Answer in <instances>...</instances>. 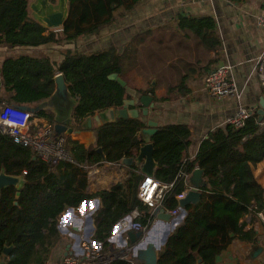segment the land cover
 Returning a JSON list of instances; mask_svg holds the SVG:
<instances>
[{
  "label": "trees",
  "instance_id": "trees-1",
  "mask_svg": "<svg viewBox=\"0 0 264 264\" xmlns=\"http://www.w3.org/2000/svg\"><path fill=\"white\" fill-rule=\"evenodd\" d=\"M140 1L69 0L70 14L65 26L50 30L31 16L29 0H0V45L14 48L71 42L110 23L116 10H131ZM180 26L209 50L221 45L213 33L212 18L181 17ZM147 38L145 34L133 40L122 53L109 49L88 55L66 49L61 62L35 53L6 58L0 63V102L34 106L52 94L54 77L62 72L77 98L74 123L82 124L98 111L122 106L124 99L130 97L128 76L138 68L140 42L149 52ZM114 72L128 82L127 86L110 78ZM36 116L54 122L51 111L40 110ZM259 116L256 110L241 127L231 123L217 127L204 139L195 159L186 163L188 173L197 167L204 169L209 186L200 201L185 207L184 222L167 239L159 264H182L184 242L202 230L207 232L210 243L222 247L232 242L234 233L251 239L240 220L252 208L258 212L264 208V187L253 173V166L264 159V117L260 120ZM143 126L139 117H122L100 126L97 145L102 147L105 158L97 148L89 149L68 136L66 148L72 160H59L54 171L51 162L31 147L15 143L11 136L0 132V173L5 169L8 174L24 176L18 198L15 185L0 191V259L4 264H45L61 239L60 214L90 197L102 201L96 219L98 240H108L114 226L134 208L144 212L141 221L150 225V209L138 197L142 174L130 170L126 178L109 189L93 194L82 190L88 184V170L83 166L102 160L120 162L126 156H134L142 143L139 132ZM190 135L186 124H168L154 134V157L159 164L155 176L164 181L176 178L191 145ZM187 188L185 178L178 179L164 201L165 207L178 208L177 195ZM6 247H11L7 255ZM111 264L134 263L116 258Z\"/></svg>",
  "mask_w": 264,
  "mask_h": 264
},
{
  "label": "crops",
  "instance_id": "crops-1",
  "mask_svg": "<svg viewBox=\"0 0 264 264\" xmlns=\"http://www.w3.org/2000/svg\"><path fill=\"white\" fill-rule=\"evenodd\" d=\"M181 17L212 18L215 22L213 33L220 39L221 45L217 49H207L195 35L181 28ZM262 17L264 0H204L187 3L181 0H141L131 10L123 7L116 10L110 23L64 45L48 43L14 48L0 45V63L6 58L25 53L44 54L53 61L61 62L64 58L62 51L66 49L88 55L109 49L122 53L130 42L146 34L149 37L146 44L150 50L145 52L143 42H140L138 68L128 76L129 98L136 99L142 111L145 107L139 98L142 95L152 97L148 114L141 113L139 117L143 125L148 123L159 129L168 124H186L189 127L191 145L186 157H190L191 161L197 156L209 133L226 125L240 106L257 112L262 107L264 89L254 70L256 58L264 50V26L259 22ZM223 64L232 66L230 76L242 91L239 99L236 96L217 98L205 88V76ZM46 120L49 121L45 117L35 118V122L40 124ZM71 126L74 131L69 137L89 149L98 148L96 132L100 126L95 123L88 129L83 123H74V119ZM50 162L54 171L59 160ZM116 163L105 160L95 163L96 168L92 167L95 176H90L91 168L83 166L88 170V184L82 190L93 194L101 189H109L126 178L129 167L135 165L123 162L125 166H122ZM191 173L185 179L187 191L191 189ZM253 173L264 187V159L253 166ZM20 178L21 188L24 176ZM101 208L102 201L98 197L87 198L79 205L66 208L58 220L61 239L46 262L63 264L67 255L93 261L94 258L86 257L87 246L104 257L114 258L121 252L120 258L132 262L134 245L146 240L148 234L150 238L159 236L161 253L169 236L185 218V209L169 220L159 219L155 215L148 232L145 235L142 233L136 242L118 224L108 240L104 241L95 238L96 219ZM261 211L264 213V208ZM142 214L141 219L144 217L143 211ZM240 222L251 239H244L234 233L232 242L222 247L210 243L207 232L202 230L197 237H189L184 242L182 264H264V218L252 208ZM196 254L203 259L201 263L194 256Z\"/></svg>",
  "mask_w": 264,
  "mask_h": 264
},
{
  "label": "water",
  "instance_id": "water-1",
  "mask_svg": "<svg viewBox=\"0 0 264 264\" xmlns=\"http://www.w3.org/2000/svg\"><path fill=\"white\" fill-rule=\"evenodd\" d=\"M29 9L31 16L42 26L50 30H62L70 14L69 0H29ZM110 78L127 86V81L117 72L112 73ZM54 80V91L49 97L41 101L39 105H20V107L24 110L33 111L34 113H38L44 109L51 110L54 113V130L56 135L65 134L66 136H70L74 131L71 123L77 98L73 95L70 89V83L66 80L62 72H58ZM151 100L152 97L148 95H142L139 98L140 103L145 107L141 111L136 99L125 98L122 106L98 111L94 115L87 117L83 122V126L91 129L95 123L98 126H102L105 123L115 122L118 118L122 117L137 118L140 117L141 113L147 115ZM261 106V109L258 110L260 120L264 116V100L261 102ZM158 130L159 128L149 126L146 123L139 132V138L142 143L138 147L137 153L134 156L124 157L122 162L127 165L135 164L139 166L142 174L154 175L159 164L154 157V143L152 139ZM97 150L105 158L102 147H98ZM20 181V176L8 174L5 169H2L0 173V191L5 186L15 185L18 188L16 193V197L18 198L21 194ZM189 184L191 189L184 198L179 200L180 207L183 210L189 203H197L200 201L202 196L201 190L209 186V182L205 179L204 169L200 167L195 168L189 177ZM154 213L162 220H169L172 217L171 213L161 207L156 208ZM141 235L142 232L129 231V236L133 242H136ZM158 237L150 238L148 234L146 240L137 242L134 245L131 257L134 264H159L161 243ZM10 250L11 247H6L4 250L5 254H8ZM196 257L198 263H201L203 259L197 254ZM0 264H4L3 259H0Z\"/></svg>",
  "mask_w": 264,
  "mask_h": 264
},
{
  "label": "built area",
  "instance_id": "built-area-1",
  "mask_svg": "<svg viewBox=\"0 0 264 264\" xmlns=\"http://www.w3.org/2000/svg\"><path fill=\"white\" fill-rule=\"evenodd\" d=\"M184 3L197 2L204 0H181ZM260 24L264 26V17L260 18ZM232 66L220 65L208 72L205 76V88L214 97L223 98L227 96H236L241 98L242 91L239 88L237 82L230 76ZM255 74L264 89V50L259 53L254 65ZM250 109L240 106L237 112L231 116L227 123L234 124L237 127H241L245 124L246 119L252 114ZM35 113L30 110H24L20 106L11 104L7 101L0 102V132L5 135L11 136L15 143L21 144L25 147H31L36 151L37 155L42 157L46 161L56 160H72L70 154L67 151V136L56 135L54 130V124L46 120L42 124L35 122ZM190 160V157H186L183 160L181 169L178 175L173 181H164L154 175H143V180L139 185L138 197L139 199L149 207L150 220L155 216L156 208H165L166 211L174 215L183 213V209L179 206L176 209H167L164 205V201L167 195L174 189L178 179H187L189 173L186 171V163ZM117 165L125 166L123 162H117ZM96 164L84 165V167L91 168L90 176H95L92 167L96 168ZM137 173H142L140 168L129 167ZM27 171H24L26 174ZM187 189L177 195L179 200L184 198L187 194ZM185 212V211H184ZM259 215L264 218V213L259 211ZM143 216L142 211L139 208H134L130 214L123 217L116 225L120 224L124 231L129 233L130 230L142 232L144 235L148 232L151 225H144L141 221ZM151 224V223H150ZM115 225V226H116ZM114 226V228H115ZM113 228V229H114ZM86 257L94 258L93 261L83 260L73 255H67L64 258L63 264H111L114 258H120L122 253L118 252L116 257L112 258L101 256L100 253L94 251L91 247H86ZM45 264H51L46 262Z\"/></svg>",
  "mask_w": 264,
  "mask_h": 264
},
{
  "label": "rangeland",
  "instance_id": "rangeland-1",
  "mask_svg": "<svg viewBox=\"0 0 264 264\" xmlns=\"http://www.w3.org/2000/svg\"><path fill=\"white\" fill-rule=\"evenodd\" d=\"M57 45H59V44H57ZM61 45V44H60ZM62 45H64V44H62ZM51 123H53V122H51ZM54 124V123H53Z\"/></svg>",
  "mask_w": 264,
  "mask_h": 264
}]
</instances>
